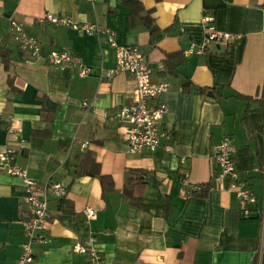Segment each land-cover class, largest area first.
<instances>
[{
  "label": "crops",
  "instance_id": "0c3cea01",
  "mask_svg": "<svg viewBox=\"0 0 264 264\" xmlns=\"http://www.w3.org/2000/svg\"><path fill=\"white\" fill-rule=\"evenodd\" d=\"M203 10L217 30L240 37L188 55L203 42ZM44 13L96 22L117 44L139 48L150 81L168 85L150 104L166 107L161 145L169 152H128V127L114 114L132 103L131 80L98 79L100 68H114L113 49L104 36L36 24ZM11 21L23 24L43 56L76 54L93 74L78 78L33 59L17 48ZM0 49L9 53L6 66L0 58V151L12 148L14 162L39 186L66 192L57 198L46 191L47 241L32 243V264H87L72 246L90 236L100 264H264V218L257 215L264 209V0H94L93 7L82 0H0ZM91 99L93 108L83 109ZM12 121L18 126L8 133ZM224 136L239 179L256 197L245 219L227 180H213ZM129 170L144 180L128 174L127 184ZM194 185L203 188L185 196ZM23 197L20 179L0 167V264L20 256L29 215ZM86 207L96 214L88 224Z\"/></svg>",
  "mask_w": 264,
  "mask_h": 264
},
{
  "label": "built area",
  "instance_id": "2783aa9c",
  "mask_svg": "<svg viewBox=\"0 0 264 264\" xmlns=\"http://www.w3.org/2000/svg\"><path fill=\"white\" fill-rule=\"evenodd\" d=\"M93 7L94 0H82ZM36 24H50L54 27H65L72 31L82 33L86 36H104L107 45L113 49L115 66L111 70H98V79L112 78L117 74H125L132 83V103L129 106L121 107L114 117L125 123L128 127L126 134V145L129 153L137 154L147 149L154 151L157 148L169 152V146L161 145V140L166 133L160 128V121L166 111L164 105L154 106L150 101L158 94L165 92L168 85L165 82L152 83L150 81V67L139 48L133 45H119L115 42L114 33L109 28H104L98 23H75L70 17L52 13H44L35 20ZM200 24L203 28V42L195 49L191 48L187 54L202 55L210 43L228 44L238 39L240 35L222 32L216 29L213 18L203 10ZM11 36L20 50H26L33 59L45 58L49 65L59 70L66 68L72 70L78 78H84L93 74V69L83 63L81 58L67 51L52 50L45 56L41 54L40 46L36 39L30 37L21 23L10 22ZM95 99L84 100L82 108L91 110ZM17 122H11L7 128L8 133H15ZM85 144L81 146V149ZM233 147L228 136H224L213 155V164L218 169V174L213 180L220 184L224 179L228 182V190L233 192L238 200V215L240 218H248L251 215V207L256 202L255 195L239 179L238 171L233 160ZM14 150L5 147L0 151V167L8 175L20 179L24 192V203L28 208V217L22 221L24 241L21 243V253L16 264H32L34 256L31 250L32 243L44 244L47 241L45 226L47 223V196L49 189L51 194L57 198L65 195V189L58 184L39 186L36 181L27 176L26 170L14 161ZM184 159L180 160L182 164ZM264 176V169L261 171ZM187 184V181L182 179ZM203 186L194 185L184 190L185 196L201 191ZM85 223H89L96 216L95 210L86 207L83 210ZM260 219L264 218V209L257 213ZM72 251L87 255V264H100L101 256L97 250L92 236L82 242L73 244Z\"/></svg>",
  "mask_w": 264,
  "mask_h": 264
},
{
  "label": "trees",
  "instance_id": "16d2710c",
  "mask_svg": "<svg viewBox=\"0 0 264 264\" xmlns=\"http://www.w3.org/2000/svg\"><path fill=\"white\" fill-rule=\"evenodd\" d=\"M149 29H150V31L152 32L153 31V27H150L149 26ZM18 48V47H17ZM0 58H1V60H2V62H3V64L6 66L7 65V63H8V60H9V53H8V51L6 50H2V49H0ZM127 173V175H126V177H125V181L127 182V184L128 183H130V182H132V178H130V180L128 179L129 177H128V174H138L139 176H138V181H143L144 180V178H143V172H141V171H136V170H129V171H126ZM96 176H98L99 177V179H100V181L102 182V180H103V177H101L100 175H99V173H98V171L96 172ZM127 184H125V186H124V195L125 196H127L126 194L128 193V190H127V188H126V186H127Z\"/></svg>",
  "mask_w": 264,
  "mask_h": 264
},
{
  "label": "water",
  "instance_id": "95a60500",
  "mask_svg": "<svg viewBox=\"0 0 264 264\" xmlns=\"http://www.w3.org/2000/svg\"><path fill=\"white\" fill-rule=\"evenodd\" d=\"M207 96L213 97V94L210 91H208Z\"/></svg>",
  "mask_w": 264,
  "mask_h": 264
}]
</instances>
